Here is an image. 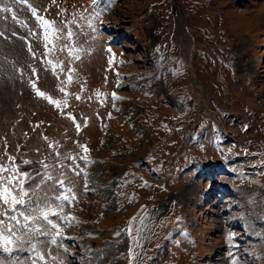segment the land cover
I'll return each mask as SVG.
<instances>
[{
    "label": "rangeland",
    "instance_id": "1",
    "mask_svg": "<svg viewBox=\"0 0 264 264\" xmlns=\"http://www.w3.org/2000/svg\"><path fill=\"white\" fill-rule=\"evenodd\" d=\"M5 6L0 163L75 194L55 264H264V0Z\"/></svg>",
    "mask_w": 264,
    "mask_h": 264
},
{
    "label": "snow or ice",
    "instance_id": "2",
    "mask_svg": "<svg viewBox=\"0 0 264 264\" xmlns=\"http://www.w3.org/2000/svg\"><path fill=\"white\" fill-rule=\"evenodd\" d=\"M19 2L23 3L24 0ZM95 2L96 0H93V3ZM0 11L10 12L11 9L5 6L0 8ZM31 11L35 15L36 9L32 8ZM36 19L46 29L53 23L39 16ZM67 35L70 39L73 33L69 32ZM60 38L53 37L56 40ZM64 47H61L60 51H63ZM109 63H112L111 57ZM38 95L45 94L38 92ZM10 159L13 160L11 165L0 163V252L11 256L14 251L22 250L26 246L31 264H49V258L52 264H55L58 258L52 255L47 245L61 248L62 244L58 242V238H63V229L60 223L51 217L55 216L71 226L70 218L62 215V212L65 202L71 204L75 194L70 188H65L63 173L57 177L48 170L49 164H43V172H21L19 165L14 164V158ZM23 163L28 165L31 161L25 160ZM85 163L88 161L85 160ZM33 180H36L34 185L31 183ZM45 186L48 191L44 190ZM57 188L64 190L57 193ZM41 236L47 239L39 240ZM14 264H18V257L14 258ZM60 264H63V261H60Z\"/></svg>",
    "mask_w": 264,
    "mask_h": 264
},
{
    "label": "bare ground",
    "instance_id": "3",
    "mask_svg": "<svg viewBox=\"0 0 264 264\" xmlns=\"http://www.w3.org/2000/svg\"><path fill=\"white\" fill-rule=\"evenodd\" d=\"M177 36L181 37L182 40H185V43H186V45L188 46V49H189V52L187 53V59H188V61H189L190 63H192L193 60H192V62H191V58H192V55L194 54L193 45L191 44L192 42L189 41L187 29H186L183 25H181V26L179 27V29L177 30ZM201 92H203V91L201 90ZM203 101H204V100H203ZM202 106H206L205 101L203 102ZM85 160H86V161H89V160H91V159H90V158H84V161H85ZM84 174H87V172L85 171ZM87 179L90 180V178H86V180H87ZM90 182H91V181H90ZM88 187H89V186H88V184H87V186L84 188V190H85V189H88ZM88 191H90V189H89ZM88 191H87V192H88ZM216 259H218V258H216Z\"/></svg>",
    "mask_w": 264,
    "mask_h": 264
}]
</instances>
